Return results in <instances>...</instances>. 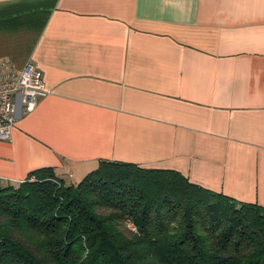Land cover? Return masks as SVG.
I'll use <instances>...</instances> for the list:
<instances>
[{"label":"crops","instance_id":"1","mask_svg":"<svg viewBox=\"0 0 264 264\" xmlns=\"http://www.w3.org/2000/svg\"><path fill=\"white\" fill-rule=\"evenodd\" d=\"M0 60L50 91L17 96L0 187L124 162L264 207V0H0Z\"/></svg>","mask_w":264,"mask_h":264},{"label":"trees","instance_id":"2","mask_svg":"<svg viewBox=\"0 0 264 264\" xmlns=\"http://www.w3.org/2000/svg\"><path fill=\"white\" fill-rule=\"evenodd\" d=\"M0 264H264V207L172 170L43 168L0 187Z\"/></svg>","mask_w":264,"mask_h":264},{"label":"built area","instance_id":"3","mask_svg":"<svg viewBox=\"0 0 264 264\" xmlns=\"http://www.w3.org/2000/svg\"><path fill=\"white\" fill-rule=\"evenodd\" d=\"M49 93L44 74L35 66L18 70L13 63L0 60V141H8L15 127L17 96H21V107L30 112Z\"/></svg>","mask_w":264,"mask_h":264}]
</instances>
